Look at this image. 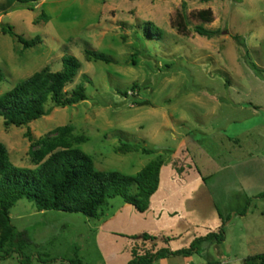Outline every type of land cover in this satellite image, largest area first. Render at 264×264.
<instances>
[{"label":"rangeland","instance_id":"374dc122","mask_svg":"<svg viewBox=\"0 0 264 264\" xmlns=\"http://www.w3.org/2000/svg\"><path fill=\"white\" fill-rule=\"evenodd\" d=\"M203 9L211 21L199 18ZM7 23L42 42L23 48L0 29V94L45 65L61 69L67 54L81 66L65 89L89 79L85 100L27 127H6L0 116V142L13 165L34 168L27 128L36 139L63 124L85 137L76 147L97 170L133 175L158 156L163 164L148 210L108 199L100 253L98 218L58 211L48 221L19 199L10 219L27 231L31 242L20 247L29 259L12 255L0 264H128L145 249L188 248L222 221L223 241H202L152 264H243L264 253V197L257 196L264 191V0H40L0 11V27ZM196 25L220 33L208 38ZM85 48L112 60L87 58Z\"/></svg>","mask_w":264,"mask_h":264},{"label":"trees","instance_id":"16d2710c","mask_svg":"<svg viewBox=\"0 0 264 264\" xmlns=\"http://www.w3.org/2000/svg\"><path fill=\"white\" fill-rule=\"evenodd\" d=\"M40 0H3L0 11L8 12L15 5L32 6ZM206 2L209 0H198ZM201 20L209 22L212 14L209 9L198 12ZM3 33L14 36L23 48L35 46L42 42L39 34L26 39L16 34L10 24H2ZM196 33L208 38L219 35L220 29H208L201 25L194 27ZM145 33L152 35L145 27ZM160 36V35H159ZM87 58L110 62L112 59L104 52L85 48ZM79 60L70 54L61 56V69L52 70L48 65L34 71L0 94V116L6 127L11 125L27 127L30 122L48 115L55 107L73 105L87 98L84 82L89 81L83 75V81L70 90L65 89L80 69ZM3 73L0 69V80ZM135 85L132 86V88ZM121 94L127 96L126 91ZM29 140L28 154L34 168H21L13 165L8 158L6 146L0 142V259L10 257L13 253L22 256V251L13 246L16 230L11 223L9 210L22 198L34 203L37 210H55L82 213L88 217L100 218L108 199L119 196L125 203L137 211L148 208L150 196L157 190L160 167L163 159L157 158L147 162L135 174H125L118 170H97L91 157L76 147L85 141L83 135L73 133V126L63 124L51 132L34 139L30 130L24 132ZM124 148L132 146L123 144ZM144 153L150 149L141 147ZM264 197V191L257 194ZM246 208L242 210L244 213ZM220 216V214H219ZM227 217L226 219H228ZM224 222L215 231L194 237L188 248L175 251L161 248L157 251L145 249L143 253L134 254L128 264H152L154 260L167 254L192 251L202 241L224 240ZM147 239V238H145ZM29 257L26 256V260ZM72 264H81L71 260ZM243 264H264V253L247 256Z\"/></svg>","mask_w":264,"mask_h":264},{"label":"crops","instance_id":"0c3cea01","mask_svg":"<svg viewBox=\"0 0 264 264\" xmlns=\"http://www.w3.org/2000/svg\"><path fill=\"white\" fill-rule=\"evenodd\" d=\"M159 177H160V175H159ZM159 182H160V180H159ZM158 186H159V184H158ZM158 189V188H157ZM190 190V189H189ZM156 192V191H155ZM155 192L150 196V200H151V198L153 197V195L155 194ZM149 205H150V202H149ZM148 205V208L146 209V210H148L151 206H149ZM14 206V205H13ZM12 206V207H13ZM124 206H125V204H124ZM11 207V208H12ZM10 208V209H11ZM37 211V214L38 215H40L42 218H45V220H48V221H51V220H55L56 219V217L59 215V214H57L58 213V211H55V210H36ZM137 211V210H136ZM117 212V211H116ZM116 212L111 216V217H109V219H113V218H115L116 217ZM9 215H10V210H9ZM185 216H187V218H190V221H191V219H193V220H196L198 217H196L195 215H192V214H188V215H185ZM99 223L96 225V230L97 231H95L96 233H95V235H94V241H95V244H96V248L98 249V252L100 253V249H99V247H98V245H97V240H98V237H99V235H100V232L102 231V229H103V227H104V223H105V221H104V219H101V218H99ZM192 220V221H193ZM45 222V221H44ZM184 228V227H183ZM182 228V229H183ZM16 230V229H15ZM16 239L14 240V243H13V246L14 247H16V248H18L20 251H22V256H19V258H20V260H21V262L22 261H25L26 260V254H25V252L21 249L22 247H20L21 245V242L22 241H26L27 243H29V242H31L30 241V239H29V237H28V235H27V231H26V229H22V230H20V231H16ZM18 241H19V244H18ZM12 255H16L17 257H18V255L16 254V253H13ZM11 255V256H12ZM101 255V254H100ZM102 257V256H101ZM102 261L105 263V260L102 258Z\"/></svg>","mask_w":264,"mask_h":264}]
</instances>
